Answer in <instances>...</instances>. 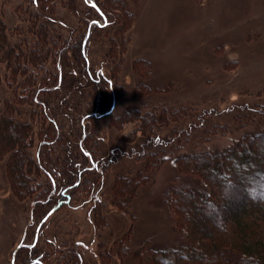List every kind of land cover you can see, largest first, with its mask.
I'll return each instance as SVG.
<instances>
[{"label": "rangeland", "instance_id": "rangeland-1", "mask_svg": "<svg viewBox=\"0 0 264 264\" xmlns=\"http://www.w3.org/2000/svg\"><path fill=\"white\" fill-rule=\"evenodd\" d=\"M31 1L0 0L7 49L14 50L23 40L30 41L29 45L33 39L42 41L35 32L38 22L29 28L26 11L38 10ZM48 2L52 4L48 17L54 22L47 23L45 29L64 37H80V43L84 18L95 17L88 25L82 51L95 79L104 78L109 83L117 73L121 96L110 98L107 112L118 115L137 109L144 114L166 108L181 111L184 123L204 113L209 123L229 126L224 134L202 145L214 152L232 147L245 133L264 131V0H123L122 13L114 11V17L103 19L88 9L92 0ZM70 6L77 11H70ZM88 11L93 15L89 17ZM40 21L45 22L44 18ZM1 53L0 45V115L21 123L33 117L35 136L30 151L35 157L36 133L42 124L38 102L44 93L32 96V91L41 75L32 82L28 71L35 73V69L28 67L25 72L26 64L22 63L17 73L10 72ZM15 63L11 61L14 70ZM89 90L82 84L81 88L59 90L55 98L48 99L57 107L54 112L64 133L75 135L85 123ZM134 123L120 132L110 127L106 118L100 120L99 140L107 153L105 163L110 165L102 181L100 200L105 207L96 215L102 219L97 224L90 214L89 199L80 195L46 216L37 231L31 220L32 198L12 193L6 168L9 155L0 154V264H27L26 250L32 246L44 254L43 264H137L136 251L143 242L157 248L182 245L184 241L179 240L160 196L177 173L176 164L166 161L156 170L148 166V180L134 195L125 194L122 199L113 196L116 178L141 168V161L135 158L141 139L127 142L122 138L136 129ZM176 127L172 123L156 125V132L164 137ZM4 137L8 143V136ZM57 152L65 155L60 149H51L54 158ZM260 180L264 191V179ZM199 203L200 198L194 195L187 217ZM182 219L178 216L179 226L188 229L189 220ZM150 256L147 251L146 257Z\"/></svg>", "mask_w": 264, "mask_h": 264}, {"label": "trees", "instance_id": "trees-1", "mask_svg": "<svg viewBox=\"0 0 264 264\" xmlns=\"http://www.w3.org/2000/svg\"><path fill=\"white\" fill-rule=\"evenodd\" d=\"M92 1L87 7L100 19L114 17V11L122 13L123 0ZM48 3V0H32L31 6L38 10L26 11L30 29L38 22L35 32L42 41L33 39L29 45L30 41L23 40L13 47L14 50L7 49L8 32L0 21L1 59L8 65L7 69L15 74L22 63L26 64L23 67L25 72L28 67L35 69V73L28 71V77H33L32 82L41 75L40 82L33 84L36 90L30 91L32 96L44 93V99L37 101L42 109V124L36 133L35 157L30 151L35 136L33 117L30 122L21 123L14 122L11 116L0 115V154L7 152L9 155L6 168L11 191L15 196L32 198L31 220L37 227L40 225L39 231L51 211L68 206L80 199V195L91 203L93 222L102 221L96 215L105 207L100 200L101 187L110 162L105 163L107 153L99 140L100 120L106 118L109 126L120 132L135 122L136 129L123 134L122 138L127 142L138 137L141 139L139 151L135 152L141 168H132L126 177H117L112 187L113 196L122 199L125 194L134 195L137 188L148 180V166L156 170L166 161L176 164L177 173L160 196L164 209L170 214L171 225L179 240L184 241L182 245L159 248L143 242L136 251V263L264 264V191L260 180L264 179V131L245 133L232 147L214 152L204 150L202 145L224 134L229 126L209 123L204 113L184 123L181 111L166 108L148 110L144 114L137 109L118 115L107 112L110 98L121 96L117 73L109 83L104 78L95 79L82 51L88 25L95 17H90L93 14L88 11L90 18L85 17L82 22L85 32L80 43V37H64L45 29L47 23L54 22L48 17L52 11L51 3ZM69 10L77 11L72 6ZM41 18L45 22H39ZM12 60L17 65L15 70ZM82 84L90 89L89 106L83 115L85 123L79 125L75 135L66 134L54 112L57 107L48 99L55 98L59 90L81 88ZM170 123L178 128L159 137L156 125ZM4 134L8 136V143ZM55 148L65 155L57 152L54 158L51 149ZM186 177L191 181L187 182ZM252 187L256 189V196ZM194 195L200 198V203L189 218L188 207ZM178 216L183 221L189 220L188 229L179 226ZM36 250L35 246L26 250L28 258L24 259L27 264H43L44 254ZM147 251L152 253L150 258L146 257Z\"/></svg>", "mask_w": 264, "mask_h": 264}, {"label": "water", "instance_id": "water-1", "mask_svg": "<svg viewBox=\"0 0 264 264\" xmlns=\"http://www.w3.org/2000/svg\"><path fill=\"white\" fill-rule=\"evenodd\" d=\"M51 213H52V211L48 215H50ZM39 229H40V225L37 227V231H39Z\"/></svg>", "mask_w": 264, "mask_h": 264}]
</instances>
